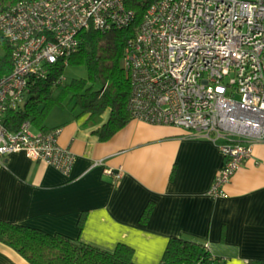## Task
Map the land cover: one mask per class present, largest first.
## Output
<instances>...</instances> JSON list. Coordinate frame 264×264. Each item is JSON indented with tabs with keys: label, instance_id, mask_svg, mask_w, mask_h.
<instances>
[{
	"label": "built area",
	"instance_id": "built-area-1",
	"mask_svg": "<svg viewBox=\"0 0 264 264\" xmlns=\"http://www.w3.org/2000/svg\"><path fill=\"white\" fill-rule=\"evenodd\" d=\"M135 18L127 0L0 1V31L13 50V69L0 77V155L25 151L72 173L77 154L60 143L61 127L33 131L28 119L12 130L6 115L26 101L31 78L67 63L82 30L129 27ZM124 60L133 116L212 138L224 162L211 194L227 196L233 175L264 142V0H156Z\"/></svg>",
	"mask_w": 264,
	"mask_h": 264
},
{
	"label": "crops",
	"instance_id": "crops-1",
	"mask_svg": "<svg viewBox=\"0 0 264 264\" xmlns=\"http://www.w3.org/2000/svg\"><path fill=\"white\" fill-rule=\"evenodd\" d=\"M6 53L0 31V57ZM76 114L45 120L77 154L70 175L25 151L0 155V219L109 251L128 244L138 264H161L172 236L202 242L227 264L264 259V142L233 175L228 195L215 196L224 155L207 135L134 117L104 139L108 115ZM0 264L29 262L0 241Z\"/></svg>",
	"mask_w": 264,
	"mask_h": 264
},
{
	"label": "trees",
	"instance_id": "trees-1",
	"mask_svg": "<svg viewBox=\"0 0 264 264\" xmlns=\"http://www.w3.org/2000/svg\"><path fill=\"white\" fill-rule=\"evenodd\" d=\"M2 1V0H0ZM156 0H127L135 12V21L129 27L111 26L106 29H84L80 32V45L67 60L49 66L44 78H31L26 101L12 108L6 115V125L17 130L25 120H31L47 129L45 120L56 106H65L67 99L75 104L77 116L89 119L108 115L100 127L101 137L108 139L134 118L129 99L132 81L124 62L125 48L146 9ZM5 41L7 53L0 57V77L13 69V50ZM69 64H85L87 77L60 81ZM150 203L146 215L152 210ZM84 218L81 219V224ZM0 241L16 249L29 264H138L132 246L120 243L114 251L75 240L61 233L0 219ZM161 264H227L214 257L200 241L172 236ZM247 264H264V259H251Z\"/></svg>",
	"mask_w": 264,
	"mask_h": 264
},
{
	"label": "rangeland",
	"instance_id": "rangeland-1",
	"mask_svg": "<svg viewBox=\"0 0 264 264\" xmlns=\"http://www.w3.org/2000/svg\"><path fill=\"white\" fill-rule=\"evenodd\" d=\"M125 62V60H124ZM88 68L85 64H69L66 66L64 70V76L66 77V82L72 81L74 78L87 77ZM75 103L70 99H67L65 106L56 105L50 112L49 119L46 121L47 123L52 121L53 119L62 118L63 116L70 113L73 110V105ZM78 111V110H75ZM39 128L36 124H33L32 130L37 131Z\"/></svg>",
	"mask_w": 264,
	"mask_h": 264
}]
</instances>
